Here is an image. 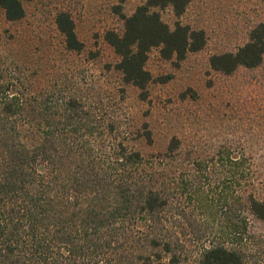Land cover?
<instances>
[{
  "label": "trees",
  "instance_id": "obj_1",
  "mask_svg": "<svg viewBox=\"0 0 264 264\" xmlns=\"http://www.w3.org/2000/svg\"><path fill=\"white\" fill-rule=\"evenodd\" d=\"M29 1L0 0L6 21L23 20ZM192 2L145 0L121 15L120 32L105 33L124 83L143 98L152 79L145 69L151 49L181 62L206 46L203 29L179 20ZM166 9L176 18L171 26L160 15ZM55 26L65 51H82L68 13L59 12ZM263 60L264 22L256 21L239 46L213 54L209 65L232 75ZM33 78L0 71V264H179L186 248L179 235L186 186L182 158H176L180 141L172 138L164 154L146 157L119 139L95 96L42 89ZM145 138L151 143L150 133ZM224 156L239 176L244 159L226 152L220 161L227 162ZM245 204L264 221V201L250 194ZM245 261L239 243H217L202 249L197 264Z\"/></svg>",
  "mask_w": 264,
  "mask_h": 264
},
{
  "label": "rangeland",
  "instance_id": "obj_2",
  "mask_svg": "<svg viewBox=\"0 0 264 264\" xmlns=\"http://www.w3.org/2000/svg\"><path fill=\"white\" fill-rule=\"evenodd\" d=\"M144 1L30 0L18 22L6 21L0 9V71L29 81L39 77L42 89L63 87L95 96L114 119L119 139L146 157L164 154L177 138L176 158H182L186 183L179 230L186 248L179 264H197L202 249L217 243L228 248L239 243L245 264H264V221L245 206L250 194L264 201V60L232 75L209 65L210 56L234 50L249 26L264 22V0H193L179 20L203 29L206 46L181 62L164 60L158 48L151 49L145 69L152 79L143 98L124 83L116 68L119 57L104 35L120 32L121 15ZM59 12L73 20L82 51L64 50L55 26ZM160 15L170 26L176 21L169 9ZM226 152L244 159L239 176L234 177L226 156L227 162L220 161Z\"/></svg>",
  "mask_w": 264,
  "mask_h": 264
}]
</instances>
